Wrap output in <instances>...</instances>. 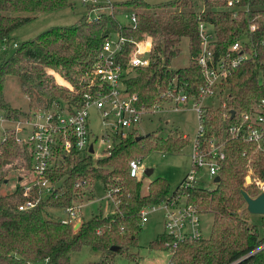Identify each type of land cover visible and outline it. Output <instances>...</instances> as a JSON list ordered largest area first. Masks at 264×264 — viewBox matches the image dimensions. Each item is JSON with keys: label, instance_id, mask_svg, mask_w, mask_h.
<instances>
[{"label": "trees", "instance_id": "trees-1", "mask_svg": "<svg viewBox=\"0 0 264 264\" xmlns=\"http://www.w3.org/2000/svg\"><path fill=\"white\" fill-rule=\"evenodd\" d=\"M201 4L202 10L194 12L191 0L168 1L152 7L140 0L112 2V12L96 20L81 17L72 25L51 27L31 40L14 43L13 53L0 60V112L19 119L31 111L60 114L78 109L81 91L92 78L91 65L103 38L109 31L118 30L116 13L121 10L135 15V27H122V35L136 40L145 38L151 43L148 66L128 69L127 75L132 76L124 81L126 91L135 94L144 108L162 102L163 95L173 87L199 102L203 80L194 61L200 50L198 22L212 27L214 60L234 58V54L228 53L229 46L246 38V49L251 47L254 53L231 71L221 86L226 91L223 96L219 93L222 100L217 106L201 108L202 142L220 133V115L224 111H233V117L224 122L231 125L254 102L264 98V86L259 81L264 79V0H239L241 10L235 14L224 8L225 0H201ZM66 7H70L68 0H0V42L9 44L10 35L38 14ZM249 26H254L253 31H249ZM183 39L187 42L188 63L183 68L171 69L170 61L179 53L178 45ZM49 72L60 76L71 91L55 85ZM58 76V83H62ZM8 79L17 82L28 108L25 112L10 109L2 101ZM136 138L135 132L120 138L109 155L96 160L86 157L64 161V165L48 173L55 185L50 195L40 199L38 190H33L31 196L39 201L32 209L20 212L15 208L12 198L20 190L0 195V264H69L71 255L82 247L98 254V260L90 264H112L116 255L134 260L135 255L127 250L136 247L134 237L141 227L140 210L169 196L167 183L161 178L148 182L142 194L140 180L128 175V163L152 151L176 153L187 142V137L161 138L154 133ZM3 149L0 168L18 155L24 156V168H29L26 148L14 147L9 140ZM223 153L217 172L219 181L213 183V189L194 187L183 192L186 202L196 206L199 213L211 214L209 235L178 244L168 264H264V218L257 226L238 215L244 207L242 194L254 198L260 193L255 183L264 181V151H255L251 145L227 136ZM4 174L0 172V185ZM245 177H250V184L244 183ZM93 181L100 182L105 193L114 199L112 214L91 216L80 221L76 229L70 222L44 218L48 209L73 206L82 196L81 191ZM168 242L170 238L161 233L148 247L167 251L164 244Z\"/></svg>", "mask_w": 264, "mask_h": 264}, {"label": "built area", "instance_id": "built-area-1", "mask_svg": "<svg viewBox=\"0 0 264 264\" xmlns=\"http://www.w3.org/2000/svg\"><path fill=\"white\" fill-rule=\"evenodd\" d=\"M88 11L93 12L88 20H96L100 14L98 9L112 12L109 0H81ZM100 2V3H99ZM102 7L99 8V5ZM225 9L235 14L241 10L239 0H225ZM247 9H244L246 11ZM107 13V14H108ZM209 26L211 30H207ZM122 27H135L134 13L125 14L123 21L118 25L117 31H109L103 38L100 48L91 65V80L81 91V105L71 113H53L51 111H31L27 116L19 119L6 117L0 112V158L5 153L3 147L9 142L17 148H26L29 154V168L24 170V175L15 176L17 181L24 182L17 185L14 190H20V194H14L12 203L17 211H26L35 207L39 198L31 196L34 189L38 190L40 199L50 195L55 185L50 182L49 172L55 170L59 163L66 158H92L94 154L92 138L89 131L88 111L93 109L101 127L98 137L102 145L104 156L109 155L113 146L120 138H125L131 132H135L136 126L143 116L158 113V103L150 108H144L138 103L135 94H129L124 86L128 77V69L145 68L149 63V51L151 43L147 39L136 40L122 35ZM254 26H249L253 31ZM197 35L200 50L194 61L199 68L203 80V86L199 88V102L182 92L180 88H171L163 95V105H169L170 112H178L186 105L194 112L197 120V129L191 145L190 169L181 180L176 191L159 204L150 208L141 209L139 212V225L147 221L148 214L161 211L163 218V234L170 238V242L164 244L170 254L177 245L185 241L202 239L200 234V216L196 206L188 204L183 192L197 187L195 185L198 173L203 170L208 180L217 177L221 161L224 159L223 147L225 137L249 144L255 151H264V98L254 102L249 111L238 116L235 123L225 125L227 119H231L229 111L220 115L222 126L220 133L212 134L202 142L203 127L200 122V101L216 92L225 94V87L221 86L240 63L249 59L254 50L246 49L248 42L242 37L231 43L228 53L234 54V58L218 57L214 60L212 43L214 34L212 27L203 22L197 24ZM14 47L15 44L13 43ZM6 44L2 42L0 51H5ZM248 50V51H246ZM124 61V66L122 65ZM262 79V78H260ZM264 80V79H263ZM264 86V84L261 82ZM71 91V88H67ZM222 94V96H223ZM221 96V97H222ZM159 102V103H162ZM184 138V137H182ZM97 138H94V140ZM91 149V153L89 152ZM102 156V157H104ZM14 159V158H13ZM16 164V162H15ZM10 163L2 168H8ZM144 168L139 159L128 163V175L139 180L143 176ZM6 180L4 179L3 182ZM259 192L264 191V181L256 182ZM106 197L115 206L114 199L108 193ZM23 198L24 200H20ZM114 210V209H113ZM113 210L110 214L113 213ZM66 220L63 223L76 221L79 206L73 205L65 209ZM168 264V262H167Z\"/></svg>", "mask_w": 264, "mask_h": 264}, {"label": "rangeland", "instance_id": "rangeland-1", "mask_svg": "<svg viewBox=\"0 0 264 264\" xmlns=\"http://www.w3.org/2000/svg\"><path fill=\"white\" fill-rule=\"evenodd\" d=\"M111 3L124 2L128 0H109ZM150 7L174 0H140ZM194 12H200L202 10L201 0H191ZM70 7H66L56 12L41 13L32 19L28 23L16 29L10 35V42L5 47V51H0V60L5 56H10L13 53L14 45L13 43L19 44L28 40L35 38L38 34L50 29L51 27L69 26L75 21L79 20L81 17L87 18L93 16V12H89V7H84L81 0H68ZM100 3V2H99ZM98 3V5H99ZM110 3V4H111ZM102 5H99V8ZM109 12L104 9H98L95 13L101 15H106ZM131 12L119 11L116 13V18L119 22L123 21V16ZM207 30H211L209 26H206ZM2 47V42H0V48ZM179 53L175 58L170 61L171 69L183 68L188 63V47L185 39L181 40L178 45ZM52 76L55 85L60 87L68 88V83L63 81V79L55 73L49 72ZM62 83H58L57 77ZM132 76L131 74L128 77ZM260 82L264 84L263 79H259ZM70 87V86H69ZM224 95V94H223ZM2 101L10 108L18 111L25 112L28 108L25 105V98L20 93L17 82L13 80H7L4 84L2 90ZM220 99L216 92H214L211 97H205L200 101L202 108L212 109L215 108ZM157 107L158 113L153 115L143 116L140 123L136 126L135 135L144 136L148 133H154L158 137L166 138L170 137H187L186 145L176 153H162V152H148L139 159L141 165L144 169H150L152 171L150 176H141L139 178L141 184V193H145V188L148 182L155 178H161L165 180L168 186V196H171L178 187L179 182L184 178L185 174L189 172L190 169V153L191 145L194 140V136L197 129V120L193 111L190 110V106L186 105L182 110L178 112H170V106L167 104L163 105L158 103ZM89 120V131L92 138L91 142L93 144L95 157L104 156L102 152V145L98 142V137L101 132V127L98 122V118L93 111L89 109L88 111ZM94 138H97L94 140ZM81 158H66L72 161L73 159ZM64 161L59 163L64 165ZM16 162V164H15ZM10 166L3 169L2 173L3 179L6 181L0 185V195H8L12 193L17 185H22L24 182H19L14 178L18 175H24V165L26 161L24 156L18 155L14 159L9 161ZM67 164V163H66ZM57 167V168H58ZM56 168V169H57ZM26 169V168H25ZM196 180L198 182L195 185L200 189L211 190L214 188L212 181L208 180L206 174L201 170ZM250 177H245L244 183L246 185L250 184ZM82 196L76 201L74 205L79 206V213L76 217V221L71 220L73 227L78 225L80 221H87L91 216L102 214L106 215L110 209H114V205L110 202L111 200L106 197L103 186L100 182L93 181L90 182L85 190L81 191ZM13 199V198H12ZM238 215L247 220L249 224L259 225L260 218H264V214L252 215L247 213L245 206L238 211ZM52 218V220H66V212L64 210L48 209L44 215V218ZM200 234L203 239H206L209 235V229L211 225L212 216L208 212L201 214L200 216ZM147 221L140 227L139 232L135 235V248H129L127 250L128 254L135 255L134 260H130L124 255H116L113 259L112 264H167L170 252L163 250H149L148 243L155 240L161 233H163V218L161 211H155L147 216ZM98 260V254L89 250L87 247H82L78 252L71 255L69 264H90Z\"/></svg>", "mask_w": 264, "mask_h": 264}, {"label": "water", "instance_id": "water-1", "mask_svg": "<svg viewBox=\"0 0 264 264\" xmlns=\"http://www.w3.org/2000/svg\"><path fill=\"white\" fill-rule=\"evenodd\" d=\"M230 117H233V111H229ZM142 136L137 137L135 140H139ZM91 153V149H89ZM152 171L150 169H145L143 175L150 176ZM219 177L213 179V183H218ZM242 199L244 202L245 209L247 213L252 215H263L264 214V191L260 192L256 197L249 198L245 193L242 194ZM78 225H75L73 229H76ZM112 251H116L117 248H110Z\"/></svg>", "mask_w": 264, "mask_h": 264}, {"label": "crops", "instance_id": "crops-1", "mask_svg": "<svg viewBox=\"0 0 264 264\" xmlns=\"http://www.w3.org/2000/svg\"><path fill=\"white\" fill-rule=\"evenodd\" d=\"M113 209H110L108 212H107V214H110V212L112 211ZM78 215V214H77ZM201 218V217H200Z\"/></svg>", "mask_w": 264, "mask_h": 264}]
</instances>
